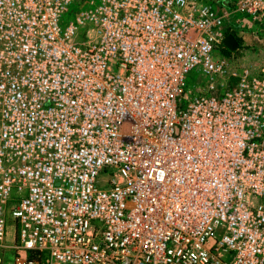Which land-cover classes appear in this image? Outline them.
Instances as JSON below:
<instances>
[{
  "label": "built area",
  "instance_id": "1",
  "mask_svg": "<svg viewBox=\"0 0 264 264\" xmlns=\"http://www.w3.org/2000/svg\"><path fill=\"white\" fill-rule=\"evenodd\" d=\"M72 1L0 0V264H264V64L214 54L230 12L86 0L62 25Z\"/></svg>",
  "mask_w": 264,
  "mask_h": 264
},
{
  "label": "rangeland",
  "instance_id": "2",
  "mask_svg": "<svg viewBox=\"0 0 264 264\" xmlns=\"http://www.w3.org/2000/svg\"><path fill=\"white\" fill-rule=\"evenodd\" d=\"M211 2L213 5H215L213 0ZM86 3V0H73L72 3L68 5L66 11L62 14L60 23L64 25L69 19H73L79 8L85 6ZM219 4H221L220 1ZM223 5H225V9L223 10H227L229 12L232 10V8H234L232 7L233 3L231 0L224 1ZM223 5H221V7H223ZM237 15L239 17H237ZM237 15L230 13L226 17L225 21L229 22L235 34L238 37H241V41L243 42L242 45H240L237 50L234 49L230 52L223 51L222 48H218L214 51V54L216 56L225 55L231 60L232 64L237 67L249 64L253 65L254 67H258L259 65L264 64V19L255 21L249 18H244L246 16L245 12L243 11L238 12ZM93 25L94 24L89 22L79 24L78 29L73 36V40L82 45L81 42L84 40V38H86L85 32L88 30L92 31ZM205 82V79L196 69L190 70L185 75V87L186 89H190L193 92H197L196 87L204 85ZM109 177H111V174L108 172V170L101 169L98 174V180L96 182L97 185L103 186ZM7 223L8 228L14 231L16 219L11 215H8ZM224 227V224L217 226L215 229L216 233L221 234L224 230ZM11 253H13V251Z\"/></svg>",
  "mask_w": 264,
  "mask_h": 264
},
{
  "label": "trees",
  "instance_id": "3",
  "mask_svg": "<svg viewBox=\"0 0 264 264\" xmlns=\"http://www.w3.org/2000/svg\"><path fill=\"white\" fill-rule=\"evenodd\" d=\"M225 33H231L235 36V38L237 39L238 43L240 44L241 43V37H238L235 32L233 31L232 27H231V24L230 23H225ZM221 47H223V49L225 51H228V49L226 47H224L223 45H221ZM17 227H18V222L16 221V224L14 225V231L10 230L8 228V231L11 235V240L10 241H16L17 240ZM27 255L30 256V257H37V253L33 250H28L27 251Z\"/></svg>",
  "mask_w": 264,
  "mask_h": 264
},
{
  "label": "crops",
  "instance_id": "4",
  "mask_svg": "<svg viewBox=\"0 0 264 264\" xmlns=\"http://www.w3.org/2000/svg\"><path fill=\"white\" fill-rule=\"evenodd\" d=\"M210 1H212V0H210ZM213 1H214V4H215L214 6L216 7L217 10H218V9H219V10H223V9H225V5H223V4H224V1H226V0H213ZM219 1L221 2V4H219ZM231 1H232V3H233V6H232V7H234V0H231ZM221 5H223V7H221ZM219 6H220V7H219ZM238 12H240V11H239V10H236L235 8H232V10L230 11V13H232V14H234V15H235V14L237 15ZM241 12H242V11H241ZM245 16H246V17H244V18H249V17L247 16L246 13H245ZM237 17H239V16L237 15ZM249 19H250V18H249ZM225 23H229V22H226V21H225ZM227 34H229V33H227ZM227 34H226V35H227ZM226 35H225V36H226ZM242 43H243L242 41H241L240 44L238 43V46L235 48V50H237V49L239 48V46L242 45ZM222 45L228 49V52L233 51V50L229 49L224 43H223ZM219 48H222V50L225 51V50L223 49V47H219ZM10 238H11V234L9 233V235H8V240H9V241L11 240ZM12 251H13L12 249H11V250H8L7 254H8L9 256H12V253H11ZM13 252H14V251H13Z\"/></svg>",
  "mask_w": 264,
  "mask_h": 264
},
{
  "label": "water",
  "instance_id": "5",
  "mask_svg": "<svg viewBox=\"0 0 264 264\" xmlns=\"http://www.w3.org/2000/svg\"><path fill=\"white\" fill-rule=\"evenodd\" d=\"M223 43L231 50H234L238 46V41L231 33L227 34L223 38Z\"/></svg>",
  "mask_w": 264,
  "mask_h": 264
}]
</instances>
